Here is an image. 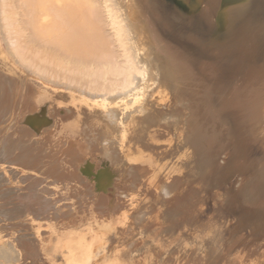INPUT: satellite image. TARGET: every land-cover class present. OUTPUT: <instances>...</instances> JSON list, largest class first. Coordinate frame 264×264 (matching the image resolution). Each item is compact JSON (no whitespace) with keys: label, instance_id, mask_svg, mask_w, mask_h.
I'll use <instances>...</instances> for the list:
<instances>
[{"label":"bare ground","instance_id":"bare-ground-1","mask_svg":"<svg viewBox=\"0 0 264 264\" xmlns=\"http://www.w3.org/2000/svg\"><path fill=\"white\" fill-rule=\"evenodd\" d=\"M198 2V12L186 15L194 8L189 0L183 4L176 0H0V134L6 124L15 122L20 104L34 109L41 91L34 78L43 87L59 90L57 98L65 104L55 111L61 125L58 134L45 130L35 141L39 134L32 129L33 134L25 127L14 130L7 136V150L18 151L17 160L53 179L77 177L79 181L77 165L86 157L84 149L102 153L109 168L101 176L107 183L101 182L125 184L133 203L140 196L136 184L152 191L150 184L186 180L183 188L150 207L156 214L153 242L166 248L161 264H233L237 254L235 248L228 249L239 228L229 219L235 216L233 202L240 196L245 204L260 208L257 217L264 227V56L241 69L225 57L236 55L242 47H250L251 53L263 49L264 0H245L226 11L218 9L220 0ZM167 16L178 21L185 16L198 28H226L218 32L226 40L208 43L198 33L174 34ZM153 82L168 89L173 107L184 113L189 125L184 148L167 129H152L157 118L151 111L160 108L146 95ZM80 109L82 114L87 111L105 119L80 121ZM77 131L82 133L79 137H70ZM126 138L127 152L120 149L121 154L112 145L121 147ZM33 139L35 143L29 144ZM182 149L187 152L181 154ZM223 154L225 163L219 164ZM68 162L74 167H67ZM168 165L171 172L165 174ZM226 172L244 176L241 189L234 191L224 184L221 178ZM211 186L214 194L209 192ZM97 198V210L109 206L106 195ZM102 237L98 247L105 248L109 239ZM10 240L0 235V264L19 261ZM121 253L128 264L156 262H140ZM258 264H264V258Z\"/></svg>","mask_w":264,"mask_h":264},{"label":"rangeland","instance_id":"rangeland-1","mask_svg":"<svg viewBox=\"0 0 264 264\" xmlns=\"http://www.w3.org/2000/svg\"><path fill=\"white\" fill-rule=\"evenodd\" d=\"M0 32H2V30ZM32 81H35L36 85L41 88L34 109H30L31 111L26 110L22 107V104H20V108L25 110V112H23L22 109L19 111L15 108L17 110L15 114V122H11L8 125L6 124L2 128L3 134H0V227L3 226L1 227L3 230L0 228V235L5 236L7 240L12 239L10 241L13 244L17 257L19 256V261L15 259L17 261L16 264H128L123 258V253H121L123 251L127 252L130 255V258L134 260L141 262L149 259L151 262L153 261V263L156 261L155 264H161L162 260L166 257V248L164 249L161 244L153 242L151 232L154 231L153 229L156 225L154 218V215L156 214L151 208H153V204L157 199H167L173 194V192L183 188V186L186 185V180L181 179L180 181L182 182L180 183L182 184H171L172 178H170V184H150L149 190L152 191L145 190L142 186L143 184H136L140 196L138 200L136 199V203H133L130 202L132 200H130L131 198L129 197L128 189H126L127 187L125 184H104L105 182L107 183V181L101 176H104L105 171L109 168V164L107 166L105 155L101 153V150H98L101 155L98 153L95 155L92 150L84 149V151H86V157H84L85 159L77 165L80 170V181L77 177L67 180L63 177L53 179L42 172V169L37 170L33 167L31 168V166L27 163L26 165L25 162L23 164L21 160H17L16 155L18 154V151L15 150L14 152H10L7 150L6 141L8 134L14 130L16 132L20 129L23 131L24 127L25 130H28L31 133L33 131L35 135L39 134V136L34 135L35 137L33 138L35 141L42 138L45 130L46 132H53L55 130L58 134L57 130L61 125L59 126L60 122H58V114H56L57 112L55 111L65 106V104L57 98V96L60 97L61 94L59 90L56 91L47 86L43 87L42 81L35 78L32 79ZM18 83L19 82L16 81V83L14 82V85L17 86ZM157 83L158 82H153V84H150L152 89L149 88L146 94L149 95L148 98H154L152 99L154 105L158 103L157 106L160 107L158 110L151 111L152 114H154L153 116L156 115L157 118L152 122V129L153 131L156 130L155 132H157L158 129H167L171 136L177 138L178 142L181 143L177 145H181L184 148V143L187 134L189 133V125L185 122V116H182L184 113L173 107L174 104H172L171 99L169 98L171 94L169 93V90H166L164 86H158ZM42 95L45 96L43 97ZM151 95L154 96L151 97ZM59 106L61 107L59 108ZM79 113L81 114V117L79 118L80 121L86 120L87 122V120H92V117L94 119L103 118V116L101 117L99 114L97 115L100 117H97L95 114L87 111L86 114H82L85 112L81 109L79 110ZM17 118L20 123L16 121ZM38 118L40 120H38ZM33 119H35V122ZM104 119L105 118H103V120ZM4 129L7 131H4ZM81 134L80 131H77L76 133L69 135L70 137L73 136L74 138H72L75 139ZM54 138L56 140L58 139L56 135H54ZM34 139L33 141L31 140L29 144L35 143ZM106 142H103V145H105ZM109 142H107L105 146H109ZM124 144L125 146L123 147ZM124 144H121V147L116 144L112 146L114 149H118L119 147L118 150H125L123 148L128 146L127 138L125 139ZM125 151L127 152V149ZM119 152L121 153V150ZM180 152L181 154H185L187 149H182ZM123 154L125 155V153ZM141 155V158L138 156L139 160L144 158V153ZM126 157L127 158L125 159L127 161L128 156L126 155ZM226 157L227 155L224 154L219 156V164L225 163ZM71 163L68 162L65 163V165L72 168L74 167V164ZM168 167L171 168V165H168L167 168L165 167V171L163 170L165 174H170L171 172H169L171 169ZM222 168L225 169V167ZM90 169L93 170L91 171ZM243 178L244 176L238 175L237 173L226 172L221 179L225 181L224 184L227 183L226 185L229 189L237 191L241 189L245 180H243ZM246 178L248 179L250 177L246 175ZM101 179L104 183L101 182ZM153 191L156 192L154 193V195H156L155 197L151 194ZM215 191L216 189H213L212 186L209 188L210 194H214ZM166 193L168 194L167 196ZM102 195L107 196L109 206L105 209L97 210V208L99 209L100 207L96 206L97 203L95 204V201L98 199V196ZM238 198L239 199H234L233 202L234 204L236 203V206L232 209H237L234 214L235 216L231 215L229 220L232 225L239 228V233L234 232L232 234V241L230 243L231 247L228 250L229 252H232V249L235 248L233 253H235V255L237 254L236 256L239 258L236 257L233 264H258L264 258V227H262L258 220L260 208L249 205L248 203L245 204L243 202L244 198L241 196ZM124 205L126 207H124ZM146 208L148 210H146ZM145 220L148 221L147 225L144 224L145 226L141 227V224L139 223H146ZM7 236H9V238ZM100 236H105L104 238L102 237L104 240L105 238L109 239L105 248H102L101 245L98 247L103 241L100 239ZM148 239L151 241L149 242ZM3 240L5 239L3 238ZM143 240L145 245L147 244V247L143 244ZM148 243L150 245L153 244L151 246L152 248ZM126 246H128V249ZM87 247L91 249V251L88 249L90 252L87 251ZM87 252H89V257L88 259H85ZM118 255L120 259L118 258ZM151 255H153V257Z\"/></svg>","mask_w":264,"mask_h":264},{"label":"water","instance_id":"water-1","mask_svg":"<svg viewBox=\"0 0 264 264\" xmlns=\"http://www.w3.org/2000/svg\"><path fill=\"white\" fill-rule=\"evenodd\" d=\"M176 1L180 4H183L185 0H176ZM244 1L245 0H220V4H219L220 8H218V9H221V11H226L227 9H229L231 7L242 4ZM189 2L191 4V6H193L194 8H193V10L186 12V15H190V14L195 15L198 12V9L200 8V4H199L198 0H189ZM168 18H169L168 23L170 24L169 28H171L174 31L173 32L174 34H176V32H179V31L194 33L195 35H196V33H198V34L204 36L208 43L220 42V41L222 42V41L226 40V39H221V36H219V34H218V32L223 31L226 28H198L197 26H191V24H189L188 21H186L185 16H184V18L182 17L181 19H179L180 21L175 20V19L170 20V18H171L170 16ZM210 29H212V31H210ZM234 29H236V28H234ZM237 29L238 30H236V31H238L237 33H239L240 28H237ZM236 50H237L236 55H229V56L226 55L225 57H226V62L228 64H230L232 67H235L237 69H241V67L247 66L251 63H258L261 60V58L264 56V47L261 51L256 52V53H251L250 47H248V48L242 47V48H238ZM236 72H237V70H236Z\"/></svg>","mask_w":264,"mask_h":264}]
</instances>
